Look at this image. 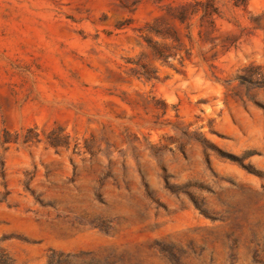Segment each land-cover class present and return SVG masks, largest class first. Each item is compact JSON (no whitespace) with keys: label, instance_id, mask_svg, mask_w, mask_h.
Returning a JSON list of instances; mask_svg holds the SVG:
<instances>
[{"label":"rangeland","instance_id":"obj_1","mask_svg":"<svg viewBox=\"0 0 264 264\" xmlns=\"http://www.w3.org/2000/svg\"><path fill=\"white\" fill-rule=\"evenodd\" d=\"M0 264H264V0H0Z\"/></svg>","mask_w":264,"mask_h":264}]
</instances>
